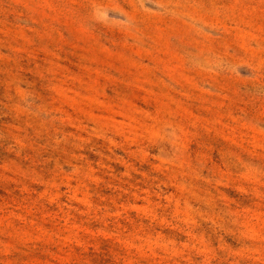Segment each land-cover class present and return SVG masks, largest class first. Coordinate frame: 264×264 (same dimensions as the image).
I'll return each instance as SVG.
<instances>
[{"label":"rangeland","instance_id":"obj_1","mask_svg":"<svg viewBox=\"0 0 264 264\" xmlns=\"http://www.w3.org/2000/svg\"><path fill=\"white\" fill-rule=\"evenodd\" d=\"M0 264H264V0H0Z\"/></svg>","mask_w":264,"mask_h":264}]
</instances>
